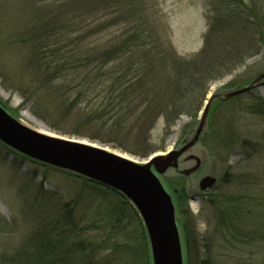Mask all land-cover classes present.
Instances as JSON below:
<instances>
[{
    "label": "rangeland",
    "instance_id": "1",
    "mask_svg": "<svg viewBox=\"0 0 264 264\" xmlns=\"http://www.w3.org/2000/svg\"><path fill=\"white\" fill-rule=\"evenodd\" d=\"M51 2H55V9ZM96 2L99 7L107 4L111 8L109 23L102 25L109 28L98 37H115L120 0ZM140 5L143 14L155 20L164 43L159 56L163 77L157 82L158 104L152 111L171 113L172 117L180 113L169 127L166 114L157 119L149 135V150L155 152L138 157L112 144L63 135L35 115L40 108L30 89L39 81L32 74L30 47L24 39L45 24L53 10L66 21L76 16L80 7L87 8L88 0H0V109L29 134L83 143L122 157L131 166L130 175H137L147 158H155L163 166L166 154L181 150L194 138L213 94L247 86L264 73V0H141ZM209 68L217 71L202 77V71ZM257 96L264 97V86L215 105L203 136L187 153L172 157L163 175L153 166L147 172L175 206L182 264H262L264 260V113L255 110ZM36 158L53 167L21 160L0 142V254L7 251L11 255L25 244L47 192H55L67 202L81 190L82 182L69 176L67 170L94 176L73 163L65 166L49 158ZM252 174H256L254 178ZM208 175L215 177L217 184L201 191L199 181ZM182 188L187 189V200L177 198L183 194ZM241 190L257 198V203L247 205L254 215L245 226L248 238L243 242L231 237L223 219L229 198ZM129 198L148 225L137 203ZM187 217L192 230L189 234L182 227ZM87 233L95 235V230ZM132 238L125 239L129 252L117 256L128 258L127 264H141L145 262L144 244Z\"/></svg>",
    "mask_w": 264,
    "mask_h": 264
},
{
    "label": "trees",
    "instance_id": "2",
    "mask_svg": "<svg viewBox=\"0 0 264 264\" xmlns=\"http://www.w3.org/2000/svg\"><path fill=\"white\" fill-rule=\"evenodd\" d=\"M140 1L120 0L115 37H98L100 31L109 28L102 25L109 23L111 8L88 0L87 8H81L82 3L77 15L66 21L53 10L45 18L46 23L24 39L30 47L32 74L39 81L30 89L40 108L35 115L49 128L63 135L112 144L138 157L156 151L149 150V135L157 119L166 114L152 111L158 104L157 82L163 77L159 56L164 43L155 20L143 14ZM55 5L51 2L53 9ZM216 71L209 68L201 76H212ZM234 90L237 89L227 92ZM256 98L255 110L264 113V97ZM227 100L214 99L211 109ZM166 115L169 127L180 113L174 117L171 113ZM203 134L202 131L199 139ZM0 142L21 160L53 167L1 138ZM66 173L82 182L81 190L67 202L55 192H47L25 244L11 255L7 251L1 253L0 264H127L128 258L117 255L129 252V242L125 240L129 237L139 238L144 244L145 262L141 264H156L149 228L128 195L88 176L68 170ZM182 192L177 198L187 200V189L182 188ZM253 203H257L256 196L243 190L229 198L223 219L233 239L247 240L245 226L254 215L248 212L247 205ZM172 205L175 219L173 201ZM189 223L188 217L182 223L185 234L192 232ZM92 230L95 235L87 233Z\"/></svg>",
    "mask_w": 264,
    "mask_h": 264
},
{
    "label": "water",
    "instance_id": "3",
    "mask_svg": "<svg viewBox=\"0 0 264 264\" xmlns=\"http://www.w3.org/2000/svg\"><path fill=\"white\" fill-rule=\"evenodd\" d=\"M258 86H264V73L249 85L223 94L215 93L207 100L198 130L194 138L181 150L166 154L165 163L160 166L155 158H147L146 163L130 175L131 166L122 157L108 153L94 146L71 141L42 138L25 132L16 126L0 109V138L12 147L35 157L59 159L67 163L87 167L97 176L90 177L129 196L140 197L150 209L153 225H147L152 237L156 264H182L178 233L175 226L174 208L171 198L164 193L158 181L147 177L148 170L153 168L163 175L169 168V161L188 152L199 139L211 105L216 98L230 99ZM217 179L204 176L199 181V189L206 191L216 186Z\"/></svg>",
    "mask_w": 264,
    "mask_h": 264
},
{
    "label": "bare ground",
    "instance_id": "4",
    "mask_svg": "<svg viewBox=\"0 0 264 264\" xmlns=\"http://www.w3.org/2000/svg\"><path fill=\"white\" fill-rule=\"evenodd\" d=\"M48 138H51V139H57V138L54 137V136H50V137H48ZM55 161L58 162V163H61V164L65 165V166H70V165L67 163V161L59 160V159H55ZM73 166H74V167H77V168H79V169H82L84 172H88V173H90V174H92V175H94V176H97L95 173H93V172H92L91 170H89L87 167L79 166V165H77V164H76V166H75V164H74ZM131 197H132V199L137 203V205H138V207L140 208L141 212H142L143 215L145 216L148 225H150V227H151V226L153 225V222H152V217L150 216L151 214H150V209H149V207L146 205V203H145L140 197L135 196V195H134V196L132 195Z\"/></svg>",
    "mask_w": 264,
    "mask_h": 264
}]
</instances>
